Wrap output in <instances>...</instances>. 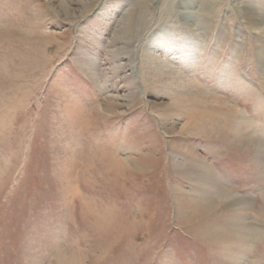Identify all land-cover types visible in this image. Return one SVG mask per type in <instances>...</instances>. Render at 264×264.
Listing matches in <instances>:
<instances>
[{"label": "rangeland", "instance_id": "rangeland-1", "mask_svg": "<svg viewBox=\"0 0 264 264\" xmlns=\"http://www.w3.org/2000/svg\"><path fill=\"white\" fill-rule=\"evenodd\" d=\"M0 264H264V0H0Z\"/></svg>", "mask_w": 264, "mask_h": 264}, {"label": "bare ground", "instance_id": "bare-ground-1", "mask_svg": "<svg viewBox=\"0 0 264 264\" xmlns=\"http://www.w3.org/2000/svg\"><path fill=\"white\" fill-rule=\"evenodd\" d=\"M248 16H249L248 18L250 19L251 16L250 15H248ZM257 24H260V23H257ZM260 25H262V24H260Z\"/></svg>", "mask_w": 264, "mask_h": 264}]
</instances>
